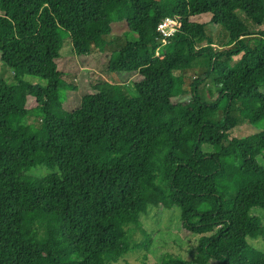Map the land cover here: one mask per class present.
I'll return each instance as SVG.
<instances>
[{"label": "trees", "instance_id": "16d2710c", "mask_svg": "<svg viewBox=\"0 0 264 264\" xmlns=\"http://www.w3.org/2000/svg\"><path fill=\"white\" fill-rule=\"evenodd\" d=\"M215 4L0 0V60L13 77H0V264H108L148 250L152 205H178L189 231L212 228L191 259L169 252L162 264H264L249 243L264 236V29L230 9L215 39L190 21ZM167 16L178 26L163 42ZM90 54L107 58L93 68L81 60ZM25 64L44 83L26 80ZM96 67L137 72L135 91L102 80L67 109L57 81ZM210 79L214 100L203 93ZM243 124L256 132L236 135ZM38 167L47 172L30 173Z\"/></svg>", "mask_w": 264, "mask_h": 264}, {"label": "rangeland", "instance_id": "374dc122", "mask_svg": "<svg viewBox=\"0 0 264 264\" xmlns=\"http://www.w3.org/2000/svg\"><path fill=\"white\" fill-rule=\"evenodd\" d=\"M263 2V1H262ZM260 3L252 9H248V0H216V4L212 6L211 12L201 15L190 17V21L206 22L207 30L211 32L215 39L218 38V32L221 26L229 23L227 12L230 9L240 11L244 17H249L250 25L254 29H264V23L261 20L264 15V2L263 7ZM249 10V13L247 12ZM110 26L102 29L103 32L108 31ZM116 30H122L124 26L120 23L114 25ZM96 49L102 46L100 41H96ZM220 48L219 46H216ZM68 53L67 50H65ZM95 55V54H94ZM93 54L81 56L83 62L90 63L94 68L96 59L99 60L100 67L107 58V56L94 57ZM23 75L26 80L32 83H44L40 76H38V68L35 64L22 65ZM121 67V65H120ZM83 69L77 76H65L59 79L56 85L64 88L69 93V97L65 102V107L69 110L76 109L80 104V99L83 94L92 92V84L98 83L102 80H107L113 83L124 84L129 91H135L134 84L139 77L137 72L120 71L110 73L101 69ZM198 75L197 70H191L186 75V86L189 87L195 76ZM0 77H4L8 81H13L12 70L0 60ZM203 93L209 100H214L219 94V90L215 88L212 80L210 79L208 85L204 88ZM41 115V109H36L30 112L25 119V126L30 128L39 124L37 118ZM37 121V122H36ZM41 122V120H40ZM256 132L255 127L249 124H243L235 128L234 133L238 136H247ZM259 160L264 164V157L259 156ZM47 172L45 168H33L30 173L35 175H43ZM264 219V211L258 210ZM205 218H195L194 223L205 221ZM147 231L152 235L153 243L148 250H139L132 252L119 261L111 262L108 264H162L163 260L169 252H174L183 256L184 258L191 259L195 245L202 234L212 233L210 227L201 228L195 232L187 230L181 221V208L175 205L171 208L161 206H150L147 213L142 216ZM249 243L264 252V236L257 238H250ZM215 262H212L214 264Z\"/></svg>", "mask_w": 264, "mask_h": 264}, {"label": "built area", "instance_id": "2783aa9c", "mask_svg": "<svg viewBox=\"0 0 264 264\" xmlns=\"http://www.w3.org/2000/svg\"><path fill=\"white\" fill-rule=\"evenodd\" d=\"M178 26V21L175 17L167 16L158 24V31L161 33L163 42H166L168 37L175 34Z\"/></svg>", "mask_w": 264, "mask_h": 264}]
</instances>
